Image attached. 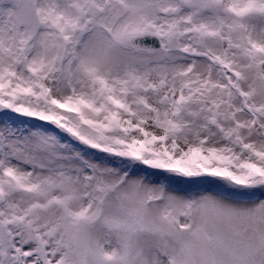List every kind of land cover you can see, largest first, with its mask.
Listing matches in <instances>:
<instances>
[{
    "label": "snow or ice",
    "instance_id": "snow-or-ice-1",
    "mask_svg": "<svg viewBox=\"0 0 264 264\" xmlns=\"http://www.w3.org/2000/svg\"><path fill=\"white\" fill-rule=\"evenodd\" d=\"M0 264H264V0H0Z\"/></svg>",
    "mask_w": 264,
    "mask_h": 264
}]
</instances>
